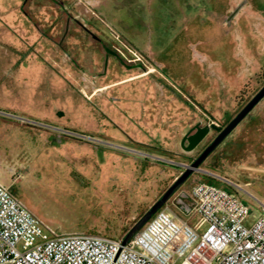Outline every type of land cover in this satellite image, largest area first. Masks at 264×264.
Here are the masks:
<instances>
[{"label": "rangeland", "instance_id": "rangeland-1", "mask_svg": "<svg viewBox=\"0 0 264 264\" xmlns=\"http://www.w3.org/2000/svg\"><path fill=\"white\" fill-rule=\"evenodd\" d=\"M126 47L143 62L124 60ZM263 69L264 0H0V183L52 237L119 238L182 174L174 163L190 165L218 132L189 153L184 135L224 126L246 86V98L264 86ZM263 112L264 98L211 154L223 151L217 176L255 215L264 147L259 159L240 138Z\"/></svg>", "mask_w": 264, "mask_h": 264}, {"label": "built area", "instance_id": "built-area-1", "mask_svg": "<svg viewBox=\"0 0 264 264\" xmlns=\"http://www.w3.org/2000/svg\"><path fill=\"white\" fill-rule=\"evenodd\" d=\"M126 50L132 59L118 50L123 59L143 62ZM190 197L199 217L195 225L173 212L171 200L172 208H161L124 245L101 235L52 237L0 183V264H264V206L255 215L236 193L206 182L195 185Z\"/></svg>", "mask_w": 264, "mask_h": 264}, {"label": "water", "instance_id": "water-1", "mask_svg": "<svg viewBox=\"0 0 264 264\" xmlns=\"http://www.w3.org/2000/svg\"><path fill=\"white\" fill-rule=\"evenodd\" d=\"M264 98V86L254 95V97L244 106V108L229 122V124L214 138L210 145H208L198 158H196L190 165L174 163L184 168V172L177 178V180L167 189L163 196L156 201L145 214L136 222V224L128 232L123 240V244H127L134 238L140 230L149 222V220L163 208L172 198L173 195L180 190V188L188 181L191 175L197 172H205L201 169V165L211 156V154L221 145V143L232 133V131L252 112V110ZM212 126L207 124L202 126V123L196 124L183 137L181 146L186 152L195 151L202 142L211 134ZM235 187L237 185L233 184ZM189 195L182 193L179 197L173 199L174 205L179 208V211L189 214L192 210L189 206L185 210L181 208L178 203H183L184 200L191 201ZM190 208V210L188 209Z\"/></svg>", "mask_w": 264, "mask_h": 264}, {"label": "trees", "instance_id": "trees-1", "mask_svg": "<svg viewBox=\"0 0 264 264\" xmlns=\"http://www.w3.org/2000/svg\"><path fill=\"white\" fill-rule=\"evenodd\" d=\"M263 78H264V69H263ZM249 89V86L247 85L246 88L244 89V91L237 97V103H239L238 106V110L237 113L222 127H216V126H212L217 132L218 134L229 124V122L244 108V106L254 97V95H256V93H258V91L254 94H252V96L247 97V91ZM257 116V117H256ZM254 121H252L251 123H249L248 126H246L243 131V134L241 135L240 141L242 143H244V145L247 147V149L251 150V154L255 155V157H258L260 159V157H262L263 154L259 153V150H257V147L259 148V146L264 147V141L262 140L263 138H259L258 134H260L261 132H264V112L262 113V115H254ZM260 120H262L260 122ZM254 123V125H253ZM256 131V132H255ZM256 135H254V134ZM217 134V135H218ZM254 136V137H253ZM262 137V136H261ZM259 140H262L259 141ZM260 142V143H259ZM260 144V145H259ZM142 150L141 148H137ZM168 153H160L159 155L161 157H165ZM200 156V154L198 156H196L195 158H190V157H185L187 163L191 164L196 158H198ZM224 153L223 151H217L214 155H211L202 165L201 168H207L209 170H211L212 172L217 173V171H223V162H224ZM149 162H152L150 158H145L144 159V163L148 164V166L150 165ZM156 163H158L160 166L162 167H173L175 170H180L179 167H175L172 165H168L167 163L163 162V161H157ZM184 172V171H183ZM182 172V173H183ZM194 180L192 182H196V177L200 176L202 180H204L206 183H211V184H215V185H219L221 184L220 180L209 176L207 174L204 173H194ZM192 177V175L190 176V178ZM189 178V179H190ZM188 179V180H189ZM224 189L236 193V189L228 184H224V186H222ZM167 191V189H166ZM192 191V189H191ZM191 191L188 193L189 196H191ZM147 210H144L142 212V214L140 215L139 218H137L135 220V222H133L132 224H130L128 227H126L122 233V235L117 238L115 236H110L107 234H103L106 237L112 238V239H117V240H124L125 237L127 236L128 232L131 230V228L136 224V222L145 214ZM92 234H99L96 233L94 231H90Z\"/></svg>", "mask_w": 264, "mask_h": 264}, {"label": "crops", "instance_id": "crops-1", "mask_svg": "<svg viewBox=\"0 0 264 264\" xmlns=\"http://www.w3.org/2000/svg\"><path fill=\"white\" fill-rule=\"evenodd\" d=\"M212 126L219 127V125H216V124H214V125H212ZM213 129H214V128H213ZM214 130H215V129H214ZM160 161H163V159H160ZM163 162H164V161H163ZM204 171H205V172H202V173L207 174V175H209V176H212V177H214V178L220 180V182H221L220 186H219V185H216V186L223 188L222 186H224V184H228V185L234 187L235 189L237 188V187H235V186L233 185L234 182H232L231 180H229V179H227V178L219 177V176H217V175H218L217 173L212 172L211 170H209V169H207V168H204ZM204 182H205V181L202 180L200 176H197V177H196V182H193V183H204ZM214 185H215V184H214ZM223 189H224V188H223Z\"/></svg>", "mask_w": 264, "mask_h": 264}, {"label": "flooded vegetation", "instance_id": "flooded-vegetation-1", "mask_svg": "<svg viewBox=\"0 0 264 264\" xmlns=\"http://www.w3.org/2000/svg\"><path fill=\"white\" fill-rule=\"evenodd\" d=\"M236 190H237V189H236ZM236 194H237V196H238L241 200L245 201L246 196H245L244 194L239 193V192H236ZM250 197L254 198L253 196H250ZM173 212H174L176 215H179V214H180V213H178V210H177V209H174Z\"/></svg>", "mask_w": 264, "mask_h": 264}]
</instances>
